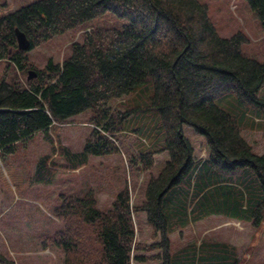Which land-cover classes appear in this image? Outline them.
<instances>
[{
    "label": "trees",
    "instance_id": "1",
    "mask_svg": "<svg viewBox=\"0 0 264 264\" xmlns=\"http://www.w3.org/2000/svg\"><path fill=\"white\" fill-rule=\"evenodd\" d=\"M246 1L264 25V0ZM106 11L127 22L121 28L81 29V38L69 43L61 61L50 57L39 67L32 60L31 49L58 34L80 30L84 21ZM17 32L27 38L26 49L19 48ZM247 40L241 31L220 34L200 0H36L0 16V61L14 68L12 74L3 72L0 77V154L91 110L94 128L79 151L72 152L60 137L49 136L52 151L63 157L61 167L78 169L89 156L115 155L123 162L124 154L130 172L138 174L153 167L155 154L168 156L158 174L145 180L143 199L137 203H131L132 184L124 176L113 189L106 183L113 196L107 210L98 206V191L105 189L101 182L77 193L60 194L54 216L62 227L49 241L62 251L63 264L155 260L169 264L164 196L185 177L198 174L184 124L204 137L207 156L202 159L209 163L208 172L243 167L255 172L259 186L251 216L254 222L261 218L264 153L253 152L234 116L216 103L233 93L242 101L264 104L257 97L264 81V61L242 54ZM28 70L36 73L30 80L23 76ZM146 81L152 92L145 106L112 105L120 99L126 103ZM135 112L144 114L134 132L148 137L149 143L122 152L114 136L135 121ZM139 212L145 213L152 237L162 233L161 241L135 240L133 216ZM163 247V255L138 253ZM6 261L0 253V263Z\"/></svg>",
    "mask_w": 264,
    "mask_h": 264
},
{
    "label": "rangeland",
    "instance_id": "2",
    "mask_svg": "<svg viewBox=\"0 0 264 264\" xmlns=\"http://www.w3.org/2000/svg\"><path fill=\"white\" fill-rule=\"evenodd\" d=\"M34 1L0 0V16ZM200 1L207 5L208 15L220 34L243 32L248 40L241 46L242 54L261 63L264 61V25L246 0ZM126 22L106 11L84 21L78 30L80 33L70 30L58 34L31 49L30 56L39 67L50 57L61 61L69 43L81 38L78 34L82 30L102 26L121 28ZM3 72L12 74L14 68L1 60L0 77ZM27 75L28 72L23 74L26 79ZM151 92V83L146 81L126 103L120 99L114 100L112 105L122 109L145 106ZM257 97L264 99V81ZM216 103L234 116L253 152L264 153V104L242 101L233 93L220 97ZM143 114L135 112V121L114 136L122 152L125 147L148 146L149 138L134 132L138 130L137 123L142 124ZM90 115L91 110L82 112L59 126L17 142L12 152L0 154V253L7 259L0 264H63L62 251L49 241L62 227L54 216V209L61 202L60 194L77 193L88 185L99 186L101 182L105 189L98 191V206L107 210L113 196L106 183L113 189L124 176L128 184H132L131 203H137L143 199L145 180L157 175L168 158L166 152L155 154L153 167L138 174L130 172L122 152L123 162L115 155L89 156L88 163L78 169L61 167L58 163L63 157L52 151L49 136L60 137L62 145L72 152L79 151L89 129L94 128ZM182 129L193 147L198 174L185 177L164 196L162 210L167 223L169 264H264V208L257 222L251 216L255 196L258 197L255 172L249 167L208 172L209 163L202 159L207 156L204 137L187 124ZM133 219L137 242L161 241V232L152 237L144 212L135 214ZM138 253L163 255L164 247ZM160 262L134 261L131 264Z\"/></svg>",
    "mask_w": 264,
    "mask_h": 264
},
{
    "label": "water",
    "instance_id": "3",
    "mask_svg": "<svg viewBox=\"0 0 264 264\" xmlns=\"http://www.w3.org/2000/svg\"><path fill=\"white\" fill-rule=\"evenodd\" d=\"M17 42H18L19 48H21V49H26L29 45L27 38L21 32H17ZM35 76H36V73L34 71L30 70V71H28L27 80H30L31 78H33Z\"/></svg>",
    "mask_w": 264,
    "mask_h": 264
}]
</instances>
